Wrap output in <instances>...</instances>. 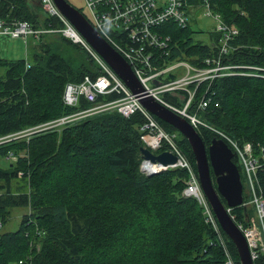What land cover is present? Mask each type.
Segmentation results:
<instances>
[{"label": "trees", "instance_id": "obj_1", "mask_svg": "<svg viewBox=\"0 0 264 264\" xmlns=\"http://www.w3.org/2000/svg\"><path fill=\"white\" fill-rule=\"evenodd\" d=\"M209 5L236 30L229 42L230 61L264 68V0H210ZM41 7L38 0H0V19L26 21L32 29L61 28L57 17L44 14ZM172 28L166 64L185 60L197 66L201 57L213 53L216 32L209 31V43L192 42L188 24ZM32 38L36 42L30 59H0V138L13 134L0 142L1 157H13L0 168V222L14 208L26 210L15 231L0 234V264H223L218 238L203 222L197 202L181 194L186 172H140L144 145L138 127L145 122L140 113L127 118L106 109L60 129L31 131L91 107L83 97L74 107L63 105V88L101 73L80 43L58 32ZM211 91L218 105L211 103L198 113L209 127L239 143L264 142V79L220 77L211 83ZM120 96L111 91L94 103ZM163 99L177 101L172 92ZM154 120L164 131L177 133L176 145L194 167L182 135ZM196 132L206 146L217 136L205 127ZM166 149L161 143L154 153ZM231 242L227 246L237 263ZM253 264H264V258Z\"/></svg>", "mask_w": 264, "mask_h": 264}, {"label": "built area", "instance_id": "obj_2", "mask_svg": "<svg viewBox=\"0 0 264 264\" xmlns=\"http://www.w3.org/2000/svg\"><path fill=\"white\" fill-rule=\"evenodd\" d=\"M83 2H85L86 16H84L87 21L98 31L100 37L108 41L112 48L124 57L141 84L142 94L152 96L156 102L168 107L182 119H187L195 131L199 127L213 131L217 135L216 138L230 147L232 158L239 163L243 172L240 182L242 202L233 207L224 206V210L245 238L252 263L264 258V142L239 143L228 134L209 127L198 116L199 111L211 106V103L214 106L218 105L210 98L213 92H210V85L214 80L230 75L264 79V68L257 65L235 64L230 61L229 55L232 50L229 42L235 37L236 30L221 21L219 14L210 9V0H200L196 4L188 3L186 0H83ZM39 3L46 15L57 17L62 23L61 28L32 29L26 21L13 20L6 23L0 19V35L22 38L25 43L28 35L35 37L41 32L44 34L58 32L72 43H80L85 51L92 55L101 73L94 78L84 76L77 83L68 82L63 88V105L74 107L83 97L88 103L92 102L91 107L58 117L51 123H42L31 131L60 129L85 115L106 109H114L127 118L135 112L140 113L145 120L144 124L138 127L143 147H148L155 152L159 150L161 143H165L166 150L176 159V163L171 168H167H180L187 174L184 180L185 188L181 194L197 202L203 222L218 238V245L224 253L223 264H237L238 260L236 263L227 246L229 239L218 225L209 201L201 190L195 168L176 145L177 133H168L159 126L153 115L140 105L137 94L128 91L125 83L84 42L67 19L57 12L51 0H39ZM198 10L213 21L214 27L211 30L217 33L216 38L211 42L213 53L210 56L201 57L197 66L185 60H175L166 64L164 57H168L171 48L172 26L186 27L188 16ZM111 91L121 96L115 101L94 103L99 95L103 96ZM171 92L177 98L176 104L167 103L163 99L164 93ZM2 140L4 139H0V142ZM8 158L13 159L11 155ZM145 164L142 161L139 170L146 175L150 170L143 169ZM236 209L239 214L235 211ZM15 264H25V261L19 260Z\"/></svg>", "mask_w": 264, "mask_h": 264}, {"label": "water", "instance_id": "obj_3", "mask_svg": "<svg viewBox=\"0 0 264 264\" xmlns=\"http://www.w3.org/2000/svg\"><path fill=\"white\" fill-rule=\"evenodd\" d=\"M51 1L56 6L57 12L67 19L84 42L125 83L128 91L137 94L140 105L146 108L155 118L168 123L190 145L201 190L208 199L215 219L222 228L221 230L232 241L231 243L238 255V264H253L249 258L245 238L242 237L237 226L224 210V206L233 207L242 202L240 174L233 163L230 147L216 137L209 141L208 146L204 145L200 135L189 124V121L182 119L180 115L168 109V107L156 102L152 96L142 94L141 84L124 57L115 51L108 41L98 35V31L92 27L78 9L73 8L66 0ZM139 153L142 161L146 164H156V167H159V170H150L146 175L158 173L167 167L171 168L176 163L175 156L170 154L168 150L155 154L148 147H140Z\"/></svg>", "mask_w": 264, "mask_h": 264}, {"label": "rangeland", "instance_id": "obj_4", "mask_svg": "<svg viewBox=\"0 0 264 264\" xmlns=\"http://www.w3.org/2000/svg\"><path fill=\"white\" fill-rule=\"evenodd\" d=\"M66 1L70 3V5L73 6V8L75 7L83 15L86 16V12L84 8L85 2H83V0H66ZM188 25H189V29H187V36L191 38L192 42L201 41V42L209 43L210 38L208 37V33L214 27L213 21L210 17L208 18L205 17L202 14V11L200 10L194 11L193 14H190V16H188ZM35 42L36 39H33L30 35L26 37L25 43L22 38L20 39L18 37H9V36L4 37V35H0V59H4L5 61H9L11 59H19V60L30 59L29 53L31 48H33V46L35 45ZM3 71H4V67L0 65V75L4 74ZM12 135L4 136L1 138L9 141V138L12 137ZM7 161H10L8 156L3 158L0 155V168H6L7 167L6 165L8 164ZM235 164L237 169L239 170V174H240L239 179L241 182L243 172L241 170L239 163L235 162ZM15 182L17 181L15 180ZM25 212L26 210L24 207H17L11 210L6 220L4 222H0V234H2V232L15 231V229H17L19 225V222L21 221L20 219L21 215L24 214Z\"/></svg>", "mask_w": 264, "mask_h": 264}, {"label": "bare ground", "instance_id": "obj_5", "mask_svg": "<svg viewBox=\"0 0 264 264\" xmlns=\"http://www.w3.org/2000/svg\"><path fill=\"white\" fill-rule=\"evenodd\" d=\"M155 168H156V166L150 165V163H147V164H145V166H143V169L145 171L155 169Z\"/></svg>", "mask_w": 264, "mask_h": 264}, {"label": "crops", "instance_id": "obj_6", "mask_svg": "<svg viewBox=\"0 0 264 264\" xmlns=\"http://www.w3.org/2000/svg\"><path fill=\"white\" fill-rule=\"evenodd\" d=\"M39 1V0H38Z\"/></svg>", "mask_w": 264, "mask_h": 264}]
</instances>
